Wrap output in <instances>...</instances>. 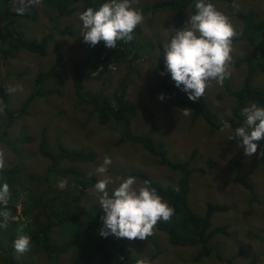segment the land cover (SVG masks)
Wrapping results in <instances>:
<instances>
[{"label":"rangeland","instance_id":"1","mask_svg":"<svg viewBox=\"0 0 264 264\" xmlns=\"http://www.w3.org/2000/svg\"><path fill=\"white\" fill-rule=\"evenodd\" d=\"M152 1L154 0H134L133 6L141 8ZM232 2V11H227L217 0L211 3L217 10L229 17L236 33L241 30V24L235 17V13L251 12L256 20L264 18V0H232ZM20 7L22 5L19 0H13L10 11L19 15L17 23L22 26L26 38L38 40L45 34H49L52 41L59 40V51L63 56L60 72L64 81L59 95H43L33 98L28 105L27 113L14 119L8 130L11 142L18 138L21 132L33 136L35 140L32 143L16 144L15 153L0 145L6 153V168L19 170L18 184L16 188L14 186L10 188L12 195L7 210L9 211L12 207L14 212H10L7 227L2 226L4 221L3 217H0V248H2L0 264H3V256L6 255L4 250L7 253L15 239L20 235L30 237L33 231L27 227V223L33 220L31 214L30 216L22 215V208L30 210L31 206L41 200L42 191L45 189L48 192L42 200L49 198V189L59 194L50 202L49 206L53 208V211L61 208L72 211L79 207L84 209V214H86L85 209L90 203L99 204L100 194L95 191L94 186L80 191V188L68 179L60 177L42 179L47 166L45 158L37 153L38 137L42 130L46 145L53 153H56L54 146L57 141L62 146L69 145L67 148H80L92 152L94 155L92 162L72 163L67 166L82 171L96 181L98 177L95 174V168L103 162L106 155L110 156L112 164L109 166L108 174L115 181L114 184L109 185L110 192L127 178L122 175L125 172H143L161 184L175 185L177 180L175 172L156 163L138 145L122 144L110 149V145L117 137L111 126L106 125L97 133H93L91 130L98 129L95 120H86L82 112L75 109L72 92V66L81 61L84 53L78 45L83 41L82 22L79 20L80 8L78 7L70 17H57L53 11L41 5H35L32 11L27 9L23 14L17 11ZM188 20V13H184V24ZM52 24L54 29L51 27ZM66 26L69 27L68 32H72L71 35L68 32L57 34V31H62ZM137 27L141 31V39L152 44L158 41L165 45L171 38V13L145 15L143 23ZM52 41L47 43L44 56L24 52L16 54L12 59L3 63L0 74L4 76H0V81L6 89L10 109L16 110L20 107L25 97L32 91L35 74L46 71L53 63ZM233 46L232 63L248 51V46L243 41L233 42ZM157 54L156 49L143 54L134 62L133 68H136V72H129L127 75V98L134 102L137 108L132 121V130L138 134L147 131L149 122L143 108L153 105V108H150L155 128L152 136L153 143L165 148L174 162L184 160L191 151H194V165L205 169L203 173H194L188 178L187 204L189 208L195 214L202 215L204 204L207 201L211 204L225 206V212L214 213L211 216L210 228L226 226L228 230L222 235L215 236L211 241L212 246L219 250L217 258L210 255L197 262H190L198 251L197 248L172 246L167 242L165 234L155 228L151 236L156 242L159 254L152 257L155 250L146 240L122 238L126 242L128 257L134 260L147 258L151 264H264V205H261L262 207L255 203L247 205L248 192L233 181L235 163L239 161L242 163V178L251 184L257 198L264 199V176L257 160V154L250 158L246 157L243 154V148L238 147V142L228 143V139L233 135L231 128L223 127L212 135H207L204 122L200 118L194 121L192 114L189 116L179 114L185 107L171 105V100L164 91L151 94L160 82V74L154 65ZM232 63L231 75L225 79L231 90L240 87L245 73L244 65L234 66ZM262 63L264 64V60ZM78 70L84 88L91 91L101 89V82L91 79L87 75L86 67L80 66ZM9 75L13 76L9 77ZM125 75L126 69L123 65L110 67L106 75L104 94L110 97L114 87ZM253 86L264 95V73L256 72ZM51 87H53L51 80L45 81L42 85L43 90ZM181 92L186 99L190 100L187 93ZM223 92V82L217 83L213 80L204 94L209 110L218 119L229 117L230 110L234 106L233 99L225 96ZM160 94H164L163 100L159 99ZM251 104L247 102L245 107ZM78 118L80 119L77 120ZM2 121L3 115L0 112V123ZM85 121V126L80 127ZM207 164L211 166L208 167ZM62 182L65 183L64 188L59 187ZM136 185L141 186L137 179ZM13 192H16V197H13ZM4 210V206L0 205V211ZM32 214L37 215L38 223H44L40 209L32 210ZM66 232L59 227L53 229L50 232L51 242L62 245L67 238L64 236ZM11 254L15 260L25 261V264L29 262L45 264L46 262L42 246L34 247L32 242L28 252L21 255L13 249ZM74 254V251H68L58 261L62 264H76L75 261L69 262V259L75 256ZM91 264H97V261L93 260Z\"/></svg>","mask_w":264,"mask_h":264},{"label":"trees","instance_id":"2","mask_svg":"<svg viewBox=\"0 0 264 264\" xmlns=\"http://www.w3.org/2000/svg\"><path fill=\"white\" fill-rule=\"evenodd\" d=\"M12 1L0 0V69L3 68V63L6 60L12 59L16 54L30 52L38 56H44L47 43L52 41L49 34H45L38 40L26 38L22 26L17 23L19 15L10 11ZM213 1L209 0V2ZM217 1L222 3L227 11H232V0ZM104 2L106 0H41L39 5L53 11L57 17H70L78 7L81 13L88 7L98 9ZM195 3L196 0H154L139 9L142 10L143 16L171 12L172 29L170 34L172 36L175 30L183 27L186 10L189 18L190 15L195 14ZM34 6L31 5L27 9L32 11ZM235 17L241 24V30L234 36L233 42L243 41L248 46V51L232 63L234 66L242 64L245 67L241 86L238 89L231 90L226 83L223 85V94L234 100V106L230 110V116L227 118L218 119L209 110L203 96L197 101L187 100L180 88L175 86L170 74H160L165 70L164 45L158 41L152 44L141 39V31L138 27L132 33L133 40L128 43L117 41V48H107L103 41L94 47L84 41L79 42V47L84 50L81 59L82 63L80 61L72 66L74 107L82 112L86 120H95L98 129L91 131L97 133L101 128L110 125L117 136L110 145V149L122 144L138 145L156 163L177 174L175 185L161 184L149 178L143 172H125L122 175L124 177H135L140 185L145 180L150 181V186L157 190L158 194L168 202L169 206L174 207L175 214L171 219L168 222L158 221L154 228L164 233L167 242L172 246L197 248L198 251L190 262H197L211 254L216 258L219 256L218 249L213 247L210 241L214 236L224 234L227 228L226 226L210 228V221L214 213L225 212L226 207L211 204L207 201L204 204V213L202 215L195 214L189 208L187 204L188 178L191 174L203 173L205 169L194 165V151H191L184 160L174 162L168 156V151L165 148L153 143L152 136L155 128L150 110L153 105L143 108L149 122L147 131L143 134H138L132 130V121L137 113V108L135 103L127 98V75L129 72H136V68H133L135 60L140 59L143 54L156 49L158 54L154 60V65L160 74V82L151 94L164 91L171 100V105L189 108L194 121L200 118L204 122L207 135H212L215 131L222 129L225 124L230 125L229 128L233 130V135L227 142H238L239 138L235 136V129L244 126L246 117L243 115L242 109L245 107L246 102L256 103L258 106L264 107L263 93L252 86L256 72L264 73V64L262 63L264 60V18L256 20L251 12L235 13ZM51 27L54 29L53 24ZM68 31L69 27L66 26L62 31H57V34H64ZM68 34L71 35L72 32H68ZM51 48V53L54 57L53 63L46 71L35 74L32 91L16 110L9 108L7 92L0 81V102L4 106V111L1 112L3 121L0 123V145L7 147L9 151L14 153L16 144L32 143L35 138L21 132L18 138L12 142L9 141L8 130L13 120L27 113L28 105L33 98L60 94L64 80L60 72L63 65V56L59 51L60 42L58 39L52 41ZM119 65L125 67L126 75L122 77L112 90L110 97H108L104 94L106 75L110 67H118ZM80 66L87 68V75L91 79L101 82V89L91 91L83 87L78 70ZM0 76L3 77L4 75L0 74ZM11 76L13 75H9V77ZM47 80L52 81L53 87L43 90L42 85ZM85 124L86 121L80 127H84ZM258 145L257 160L264 174V138L258 142ZM68 146L67 144L62 146L57 141L54 146L56 153H53L50 147L46 145L44 131L40 132L37 153L47 161L42 179L47 180L49 177L68 179L79 187L80 191L92 187L96 183L94 178L86 176L82 171L67 166V164L92 162L94 160L93 153L80 148H67ZM207 166L211 165L207 164ZM241 166V162L237 161L235 163L234 183L240 185L248 192L249 198L247 197V199L249 202L264 205V199L257 198L252 186L241 177ZM18 172L19 170L16 168H5L4 171H0V184L7 182L10 188L12 186L16 188ZM47 192V189L42 191L41 200L31 206L30 210L22 208V215L30 216L31 214L33 221L27 223V227L33 231L30 234V241L34 244V247H37V245L42 246L46 258L45 264H62L58 260L68 251L75 252V256H72L69 262L75 261L76 264H91L93 260H96L97 264H136V260L131 259L127 255V246L124 239L117 238L114 235H109L105 238L99 234V229L102 227L100 217L105 215L99 204L90 203L85 209L87 210L86 214H84V209L79 207L72 211H68L67 208L53 211V208L49 206L50 202L59 194L49 189V198L42 200V197ZM13 197H16V192H13ZM35 209H40L44 221L43 224L38 223L36 221L37 215L32 214V210ZM9 212L13 213L14 208L11 207ZM58 227L67 231L64 235L65 238L67 237L66 241L62 245H56L50 239V232ZM147 241L155 250L152 256L155 257L159 254L156 242L151 236L147 238ZM13 244L14 242L7 253L4 250L6 255L3 256L2 263L25 264V261H17L12 256ZM29 264L31 263L29 262Z\"/></svg>","mask_w":264,"mask_h":264},{"label":"clouds","instance_id":"3","mask_svg":"<svg viewBox=\"0 0 264 264\" xmlns=\"http://www.w3.org/2000/svg\"><path fill=\"white\" fill-rule=\"evenodd\" d=\"M19 3L22 7L17 11L23 14L27 7L39 5L41 0H19ZM133 3L134 0H106L98 9L88 7L82 11L79 20L82 22L83 41L93 47L103 41L110 49L117 48V41H132L134 29L144 20L142 10L134 7ZM194 7L195 14L190 15L183 27L175 30L174 35L165 43V70L160 74H170L175 86L187 93L190 100L197 101L202 96L205 100V90L211 81L227 84L225 79L231 75L233 38L237 33L229 17L217 10L209 0H196ZM159 99L163 100L164 94H160ZM3 111L4 106L0 102V112ZM242 113L246 117L244 126L235 129V136L239 138L238 147L243 148V154L250 158L257 153L258 142L264 138V107L252 103L244 107ZM179 114L189 116L192 112L185 108ZM224 126L230 127L228 124ZM111 164V157L106 155L103 162L95 168L98 179L93 186L100 194L99 205L105 213L100 217L102 227L99 234L105 238L114 235L117 238L147 241V238L153 235L154 226L158 221L168 222L175 214V209L150 186V181L145 180L141 186H137L133 176L123 179L119 186L110 192L109 185L115 183L108 174ZM5 168L6 153L0 148V171ZM59 187L64 188L65 183L62 182ZM10 198L9 184H0V205L5 209L0 211V217H3L4 221L3 227H7L10 219V212L7 210ZM252 203L254 202L247 199V205ZM13 246L18 254L28 252L31 247L30 237L20 235L15 239ZM136 264H151V261L141 258L136 260Z\"/></svg>","mask_w":264,"mask_h":264}]
</instances>
